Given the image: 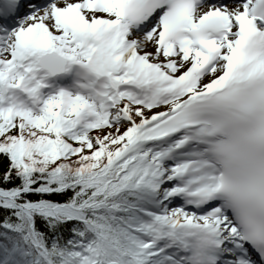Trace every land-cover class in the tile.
<instances>
[{"label": "trees", "instance_id": "16d2710c", "mask_svg": "<svg viewBox=\"0 0 264 264\" xmlns=\"http://www.w3.org/2000/svg\"><path fill=\"white\" fill-rule=\"evenodd\" d=\"M115 110V120L107 132L78 140L55 134L46 122L38 125L22 117L0 127V189L11 193L29 188L14 197L16 203L50 207L58 217L63 218V211L70 217L56 220L0 198L3 247L15 243L23 251H40L48 264H88L87 252L96 240L93 229L105 249L126 263L133 247L123 241H127L129 226L136 224L139 215L124 187L145 167L137 159L131 165L115 163L102 169L128 124ZM131 115L142 114L132 110ZM57 166L61 170L57 171ZM5 258L0 247V262ZM19 259L21 264H33L32 256L24 253Z\"/></svg>", "mask_w": 264, "mask_h": 264}, {"label": "rangeland", "instance_id": "374dc122", "mask_svg": "<svg viewBox=\"0 0 264 264\" xmlns=\"http://www.w3.org/2000/svg\"><path fill=\"white\" fill-rule=\"evenodd\" d=\"M64 1H66V0H58V1H56V4H61ZM46 8H48V5H46ZM46 16H47V13L43 14L41 11H37V12L25 11L24 17H26V19H27L25 22L30 23L33 19H36L38 17L45 18ZM27 28L28 27H23L21 29V31H23L24 35L26 34ZM54 28H56L58 30V27H54ZM45 32L46 31H42L40 33H37L36 37L40 36V38L42 40L46 39V33ZM40 38L38 37V39H40ZM14 39L15 38H13V40ZM3 42H4V40H2V43ZM16 42H17V39L14 41V45L12 47L0 50V127L3 128L4 126H7V125L10 126L12 124L10 122L14 121L17 118H20V116H26V117L31 116L30 113H38V112L44 111L46 116H50V119H51V116H53V114L55 112L60 111L61 114H64L66 118L70 117V119L72 120V121H70V123H72L74 125L76 124L78 127V129H76L77 133H84L85 134L84 137H86V138L91 137V136L96 137L97 132H101L102 130H104V128H101V129L90 128V127H94V126L95 127L100 126L102 124H100V123L96 124V122L89 121L87 119V117L84 115V113L82 112V110L78 106H76V112H74L73 115L65 114L64 112L70 111V109H68V108H70L71 106L70 105L68 106L67 105L68 103H66L65 101H61L60 98H56L57 101H54V100L51 101V102H53V106H54L53 108H51V105L49 107H47L45 104L41 105L43 107L42 111H40L38 109H34L31 106L29 107L28 102H26L25 105L24 104H22L21 106L17 105L16 100L19 99V98H17L18 96H15L14 98L11 97L12 95H14L13 91L20 89L19 86L17 85V82H16L17 77H16V74L14 72V69H15V66H14L15 62L14 61H15V58L17 57V53H18V48L16 46V44H17ZM147 42L152 45V44H154V39L147 40ZM1 47H3L2 44H0V48ZM12 83H14L15 87L10 89L9 87L12 85ZM27 83H29V81H27ZM1 85H4V88L6 89V93L4 95H2V92H1ZM25 87L28 88V86H25ZM34 93L35 92H33L31 89L29 90V96L30 97H32ZM49 98H50V96H49ZM47 101H49L48 98H47ZM46 108L51 109V110H49L50 113H47V111L45 110ZM160 109H163V107L158 106V108H155V109H152L149 111L146 109L139 110V108L137 107V111H141V114H142V115H138V116H142V117H138L136 119H138V120L144 119L147 116L154 114L156 111H160ZM38 115L39 114H32V117H36ZM40 118H42V117L40 116ZM58 122L60 124L61 120H58ZM102 123H104V122H102ZM60 126L61 127H59V129L64 130L63 127H65V125L60 124ZM127 127H128V129L122 134V142L124 141L127 132L130 130L129 122L127 124ZM107 130L108 129H106L104 131L107 132ZM144 147H147V146L142 147V145H141L135 149H127V151H125L124 153H127V152L128 153L124 156L121 155L120 153L115 155V150H114L113 153L109 157L112 159H116L118 157L119 161L117 163H121L122 165H124V164L128 165V163L130 164V163H133L136 161L138 154L141 155V152H139V151L146 150V152L149 155H154V160L156 159V161L158 163L162 162L161 156L156 157L160 151H157L155 153V151L144 148ZM161 166L163 167V172H157V173L160 175V179L162 181H164L165 179L170 177L171 173H169L168 168H166V166L163 163H161ZM125 170H126V168H125ZM168 187H169V185L165 184V186H164L165 191H163L162 193H159L157 196L159 198L166 196L169 193L168 191H170L169 189H167ZM165 198H167V196ZM33 208L36 209V207H33ZM33 208H31V209H33ZM168 208L169 207H167L164 212L170 213ZM170 210H172V209H170ZM36 211L40 212V209H36ZM41 212L45 213L48 211L42 210ZM63 212H64L63 218L59 217V219L61 221L62 220H68V218H70V217H68V215L65 213V211H63ZM56 213H57V211H54L53 213H51L52 218H58V217H56ZM158 216H161V213L150 212L146 218V222L144 221L143 224L140 225L141 230L136 231L137 234L140 235V237L142 239H144V241H147V240L149 241L146 244V248L148 250H150L148 252H152L151 247L154 246V242L150 240V229H151V226L154 224V221L156 220L155 218H157ZM98 246L100 247L99 243H98ZM101 250L104 251V249H101ZM89 257H92L91 252L89 253ZM38 259H42L43 261H45L46 256H43V258H42V256H39ZM99 259H100V257H99ZM89 264H92V263H89Z\"/></svg>", "mask_w": 264, "mask_h": 264}, {"label": "bare ground", "instance_id": "6f19581e", "mask_svg": "<svg viewBox=\"0 0 264 264\" xmlns=\"http://www.w3.org/2000/svg\"><path fill=\"white\" fill-rule=\"evenodd\" d=\"M5 2H10V0H4ZM14 0H12V4H13ZM46 3H48L47 1H45ZM64 3V2H63ZM56 5V2L53 1L52 3H50V5ZM7 3H3V5L0 4V11H2L5 7H6ZM61 4H59L58 6H61ZM229 9H231V6L228 4ZM55 8V6H53ZM59 8V7H58ZM44 9V10H43ZM42 13H46L47 9L45 6H42V8H40ZM22 12H24V9L22 10ZM24 14V13H23ZM60 19L62 20H66L65 16L60 17ZM43 26V25H42ZM44 27H40V28H31L29 30H27V37H30L31 40L34 41V51H39V50H43L46 49L48 46H50L51 44L46 42V43H41L40 41L36 40V38L34 37L35 32H40L43 30ZM110 49V48H109ZM108 47H104V48H95L91 51V55H92V59L90 61L89 64V70L91 71V73L96 77V78H102V77H106L108 79H110L111 82H114L115 80V75L114 72H116V74L118 72L121 71L122 67L121 66L123 63H132L135 67V72H140L141 70H144L146 72H148L151 76H152V81L150 82V84L153 82L154 80V84L158 85V83H162L163 77L160 73V69H158L157 67H151L149 69H147L145 66H143L142 64V60H140V57H138V55L136 54V52L134 51H130L125 49V52L123 51L120 55V57L117 59V57H112L113 54L111 52L112 49H110L109 51ZM146 55H152L154 56V47L149 48V50L147 49V53ZM102 56V57H99ZM225 57V55H224ZM219 74L223 75V72H220ZM177 84L180 86L182 84V79H176ZM207 82H209L210 84L213 83L212 79L211 80H206ZM129 85H134V86H141V81H138L136 79V74L133 75V78H131L129 80ZM150 86V85H149ZM160 115V113L158 112L157 115ZM155 116L149 115L147 117V120H150L152 118H154ZM160 120V119H159ZM158 120V121H159ZM143 122H145L143 120ZM141 122V120H137L133 123V127L130 128V130L127 132L125 139H124V145H122L121 147H119L118 149L115 150V155H117L120 151H123V153L125 151H127V149H135L138 146H140V140H139V134L144 131L145 129H147L150 126H144L145 123ZM157 123V122H155ZM154 123V124H155ZM122 153V154H123ZM1 198V197H0ZM181 213H173V215L171 216V219L168 221H164L163 223L158 225V229L157 231L159 233H161L163 231V229L169 225V224H177L180 220H181ZM161 222V221H159ZM152 238L154 240H156L157 238L154 237L153 233H152Z\"/></svg>", "mask_w": 264, "mask_h": 264}, {"label": "water", "instance_id": "95a60500", "mask_svg": "<svg viewBox=\"0 0 264 264\" xmlns=\"http://www.w3.org/2000/svg\"><path fill=\"white\" fill-rule=\"evenodd\" d=\"M17 192H14L13 194H10V195H7V194H5V193H3V192H0V196H3V197H7V198H9V199H13V196L16 194ZM24 209H28V208H31V207H23Z\"/></svg>", "mask_w": 264, "mask_h": 264}]
</instances>
